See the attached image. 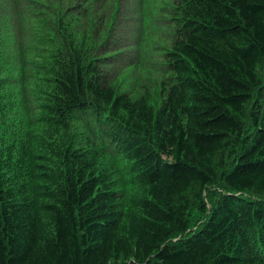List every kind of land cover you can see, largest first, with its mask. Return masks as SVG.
I'll list each match as a JSON object with an SVG mask.
<instances>
[{"label":"trees","instance_id":"16d2710c","mask_svg":"<svg viewBox=\"0 0 264 264\" xmlns=\"http://www.w3.org/2000/svg\"><path fill=\"white\" fill-rule=\"evenodd\" d=\"M0 264H264V0H0Z\"/></svg>","mask_w":264,"mask_h":264}]
</instances>
